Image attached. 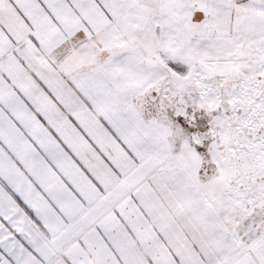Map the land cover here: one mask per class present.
<instances>
[{"label": "snow or ice", "instance_id": "6c2138e0", "mask_svg": "<svg viewBox=\"0 0 264 264\" xmlns=\"http://www.w3.org/2000/svg\"><path fill=\"white\" fill-rule=\"evenodd\" d=\"M0 166L89 264H264V0H0Z\"/></svg>", "mask_w": 264, "mask_h": 264}, {"label": "crops", "instance_id": "0c3cea01", "mask_svg": "<svg viewBox=\"0 0 264 264\" xmlns=\"http://www.w3.org/2000/svg\"><path fill=\"white\" fill-rule=\"evenodd\" d=\"M19 167L10 174L0 166V208L6 194L17 207L8 221L0 214V264H89L90 241L78 206Z\"/></svg>", "mask_w": 264, "mask_h": 264}]
</instances>
